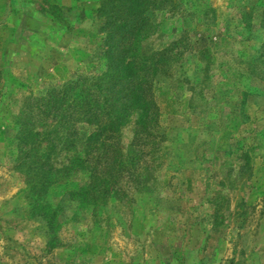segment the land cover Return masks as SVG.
Listing matches in <instances>:
<instances>
[{
    "label": "rangeland",
    "instance_id": "1",
    "mask_svg": "<svg viewBox=\"0 0 264 264\" xmlns=\"http://www.w3.org/2000/svg\"><path fill=\"white\" fill-rule=\"evenodd\" d=\"M99 1L0 0V264H264V79L247 68L264 42L259 0H178L174 12H152L146 52L184 34L188 46L155 86L166 138L152 179L82 205L71 196L88 181L78 170L49 188V226L33 214L14 123L46 89L98 65ZM122 135L127 149L131 124Z\"/></svg>",
    "mask_w": 264,
    "mask_h": 264
},
{
    "label": "trees",
    "instance_id": "2",
    "mask_svg": "<svg viewBox=\"0 0 264 264\" xmlns=\"http://www.w3.org/2000/svg\"><path fill=\"white\" fill-rule=\"evenodd\" d=\"M259 1L264 32V0ZM179 7L178 0H100L95 12L103 35L98 65L89 75L75 73L46 89L16 119L17 161L27 177L28 204L48 226L57 211L47 192L75 171L88 175V181L71 193L82 205L122 198L124 185L143 190L152 179L153 164L166 138L159 133L155 86L158 77L171 75L188 46L183 43L185 34L162 49L146 52L143 46L155 32L151 13ZM251 15L249 11L240 17L247 32ZM197 55L209 71L208 48ZM249 63L248 75L264 79V42ZM130 124L132 136L124 149L122 131Z\"/></svg>",
    "mask_w": 264,
    "mask_h": 264
},
{
    "label": "crops",
    "instance_id": "3",
    "mask_svg": "<svg viewBox=\"0 0 264 264\" xmlns=\"http://www.w3.org/2000/svg\"><path fill=\"white\" fill-rule=\"evenodd\" d=\"M42 16H45L46 17V14H43Z\"/></svg>",
    "mask_w": 264,
    "mask_h": 264
}]
</instances>
